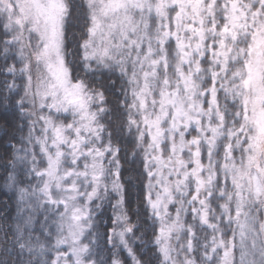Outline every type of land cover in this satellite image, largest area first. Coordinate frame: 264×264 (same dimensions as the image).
<instances>
[{
	"label": "snow or ice",
	"instance_id": "6c2138e0",
	"mask_svg": "<svg viewBox=\"0 0 264 264\" xmlns=\"http://www.w3.org/2000/svg\"><path fill=\"white\" fill-rule=\"evenodd\" d=\"M74 7L0 0L2 187L22 213L0 264H17V248L35 254L28 264H264V0H83L69 51ZM108 91L142 153L149 241L130 215Z\"/></svg>",
	"mask_w": 264,
	"mask_h": 264
},
{
	"label": "trees",
	"instance_id": "16d2710c",
	"mask_svg": "<svg viewBox=\"0 0 264 264\" xmlns=\"http://www.w3.org/2000/svg\"><path fill=\"white\" fill-rule=\"evenodd\" d=\"M83 0H72V3L76 5L72 9V19L68 25V49L69 51H74L79 42H82V37L84 33V9L80 7ZM70 59L72 57H69ZM8 79L12 80L11 76L4 77L0 74V88L3 87V81ZM112 80L116 81V91L120 89V80L117 76H112ZM19 83V80H17ZM107 97V107L113 109V114L109 118L112 121V127L109 128L110 131H113V142L118 143L122 149L121 155V165H122V179L129 181L127 184L128 187V199L130 200V206L134 210V213H130L133 216V222L137 223L139 227L136 229V235L140 236L144 234L143 238L145 241H149L152 237V221L148 218V213L145 210V207L141 203L142 194H143V186L146 183V175H143V163H142V153L139 155L133 156V141H134V129L133 133H130L126 127L120 128L121 123L126 120V117L123 116V110H117V96L114 92L108 91L106 92ZM12 110L9 109L8 112H5L3 109H0V125H3L4 117H11ZM16 123H25L24 121H16ZM28 128L24 127L23 133L19 131L15 132L16 139L11 140L12 144H15L17 147H20L19 137L21 135H27ZM11 131H9V135H5V131L3 127H0V251H2L4 247V236L5 232L8 233L9 238H11L13 231L15 230L16 224L18 223V216L22 213L19 212V206L17 202L16 196L13 195L11 189L3 188V177L7 174L8 171H11V161L13 149L8 146L9 137L11 136ZM37 135L39 132L37 131ZM37 153L39 149H35ZM126 156V159H125ZM37 159L40 157L38 155ZM46 165L41 164L40 167H44ZM32 183H35L33 180ZM7 193L6 195L4 193ZM170 211H174V209L170 208ZM108 214L111 213V209L108 208ZM39 219H43L39 217ZM189 221L191 220L188 217ZM209 235L210 230H205L204 232H198V235ZM27 236V233L25 234ZM33 237H39V241L33 239L32 243L34 245L44 244L46 247L49 245L50 241H48L43 235H41L39 231V226H35L33 232ZM8 247H12L9 243ZM143 248V245L137 246V252ZM145 255L142 257L146 261H153V252L155 251L152 247H147L143 249ZM19 252V249H15L13 253V259L17 260V264H28L29 260L35 259V254H29L27 249L23 252L22 255L17 257L16 253ZM130 264V261L128 262Z\"/></svg>",
	"mask_w": 264,
	"mask_h": 264
},
{
	"label": "rangeland",
	"instance_id": "374dc122",
	"mask_svg": "<svg viewBox=\"0 0 264 264\" xmlns=\"http://www.w3.org/2000/svg\"><path fill=\"white\" fill-rule=\"evenodd\" d=\"M37 127H39V126H37ZM107 211H108V209H107Z\"/></svg>",
	"mask_w": 264,
	"mask_h": 264
}]
</instances>
